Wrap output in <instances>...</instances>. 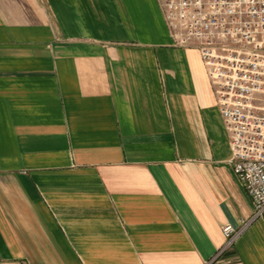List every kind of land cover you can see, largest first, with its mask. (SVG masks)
Here are the masks:
<instances>
[{
    "label": "crops",
    "instance_id": "crops-1",
    "mask_svg": "<svg viewBox=\"0 0 264 264\" xmlns=\"http://www.w3.org/2000/svg\"><path fill=\"white\" fill-rule=\"evenodd\" d=\"M231 156L159 0H0V264H264Z\"/></svg>",
    "mask_w": 264,
    "mask_h": 264
},
{
    "label": "built area",
    "instance_id": "built-area-1",
    "mask_svg": "<svg viewBox=\"0 0 264 264\" xmlns=\"http://www.w3.org/2000/svg\"><path fill=\"white\" fill-rule=\"evenodd\" d=\"M175 45L198 49L230 134V163L254 202L249 221L223 226L229 249L264 216V0H159Z\"/></svg>",
    "mask_w": 264,
    "mask_h": 264
}]
</instances>
